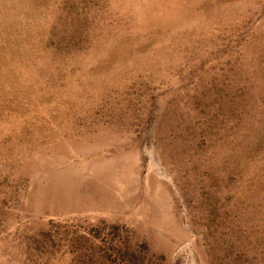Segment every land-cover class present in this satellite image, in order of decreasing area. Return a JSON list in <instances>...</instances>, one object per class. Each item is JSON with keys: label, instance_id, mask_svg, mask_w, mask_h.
Listing matches in <instances>:
<instances>
[{"label": "rangeland", "instance_id": "374dc122", "mask_svg": "<svg viewBox=\"0 0 264 264\" xmlns=\"http://www.w3.org/2000/svg\"><path fill=\"white\" fill-rule=\"evenodd\" d=\"M0 264H264V0H0Z\"/></svg>", "mask_w": 264, "mask_h": 264}]
</instances>
